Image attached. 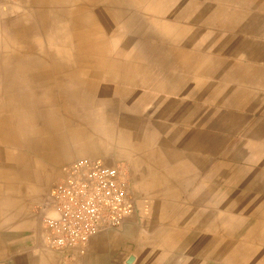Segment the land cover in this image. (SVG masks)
I'll return each instance as SVG.
<instances>
[{"label": "rangeland", "instance_id": "rangeland-1", "mask_svg": "<svg viewBox=\"0 0 264 264\" xmlns=\"http://www.w3.org/2000/svg\"><path fill=\"white\" fill-rule=\"evenodd\" d=\"M188 2H0V256L4 260L59 257L46 242L44 219L54 215L50 194L64 168L79 159H101L118 168L129 182L136 213L140 206L148 210V202L133 193L131 164L161 165L168 137L174 139L166 102L168 92L175 91L185 74L179 67L182 42L191 41L181 36L213 35L206 22L187 12ZM134 219L151 222L152 218L141 207ZM123 242L126 239L113 238L98 245L92 262L102 258L105 264L108 260L115 264L120 259V264H127L135 252L151 258L148 249L126 248ZM88 248L75 257L87 255ZM75 257L69 262L59 257L55 264H69ZM198 259L200 264H225L213 263L202 251Z\"/></svg>", "mask_w": 264, "mask_h": 264}, {"label": "crops", "instance_id": "crops-1", "mask_svg": "<svg viewBox=\"0 0 264 264\" xmlns=\"http://www.w3.org/2000/svg\"><path fill=\"white\" fill-rule=\"evenodd\" d=\"M189 1L187 12L213 35L181 36L191 41L182 42L185 74L166 102L174 139L161 165L131 164L133 193L148 202L138 211L151 222H136L135 212L69 264H105L92 254L113 238L149 250V259L134 253L137 264H200L201 251L213 263L264 264V0ZM59 257L0 256V264Z\"/></svg>", "mask_w": 264, "mask_h": 264}, {"label": "built area", "instance_id": "built-area-1", "mask_svg": "<svg viewBox=\"0 0 264 264\" xmlns=\"http://www.w3.org/2000/svg\"><path fill=\"white\" fill-rule=\"evenodd\" d=\"M129 190L121 171L101 159L66 166L50 194L54 215L44 219L49 248L69 262L84 255L94 237L123 229L136 212Z\"/></svg>", "mask_w": 264, "mask_h": 264}, {"label": "water", "instance_id": "water-1", "mask_svg": "<svg viewBox=\"0 0 264 264\" xmlns=\"http://www.w3.org/2000/svg\"><path fill=\"white\" fill-rule=\"evenodd\" d=\"M134 262H135V257L132 256V257H130L129 260L127 261V264H134Z\"/></svg>", "mask_w": 264, "mask_h": 264}]
</instances>
